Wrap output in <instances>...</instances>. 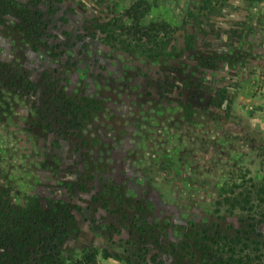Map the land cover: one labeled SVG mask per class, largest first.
<instances>
[{
	"label": "rangeland",
	"instance_id": "rangeland-1",
	"mask_svg": "<svg viewBox=\"0 0 264 264\" xmlns=\"http://www.w3.org/2000/svg\"><path fill=\"white\" fill-rule=\"evenodd\" d=\"M136 1L51 0L49 13L45 0L44 41L56 58L33 52L14 18L0 25V64L36 87L22 98L0 89V199L81 208L64 264L85 250L98 252L96 264H175L171 245L209 219L221 189L264 178V0H145L143 22L172 29L156 62L102 42L98 26ZM52 85L98 101L84 132L41 128L35 114ZM108 186L120 188L121 206L109 197L93 204ZM135 216L161 227L151 230L157 242L129 235Z\"/></svg>",
	"mask_w": 264,
	"mask_h": 264
},
{
	"label": "trees",
	"instance_id": "trees-1",
	"mask_svg": "<svg viewBox=\"0 0 264 264\" xmlns=\"http://www.w3.org/2000/svg\"><path fill=\"white\" fill-rule=\"evenodd\" d=\"M44 1L23 3L19 0H0V25H4L8 17L14 18L16 30L33 52L43 48L51 58H56L57 53L44 41L49 26V21L44 19L46 11L39 7L41 3L45 4ZM46 2L49 4L48 12L52 13L51 0ZM149 10L147 1L138 0L126 9L123 15L126 21L116 18L99 25V30L105 35L102 42L124 43L126 50L143 54L153 62L160 56L165 57L162 46L166 37L172 34V29L159 22L144 23ZM49 88L51 93L35 114L42 122L41 128L46 131L50 132L54 124L84 132L90 117L101 113L99 103L94 98L72 97L53 85ZM0 89L18 98L28 97L36 91L32 82L1 64ZM242 182L237 184L233 181L231 188L221 189L214 200L209 219L191 223L190 231L184 235L186 240L171 245L175 264H264V234L258 230L264 223V178ZM80 188L85 191L84 187ZM97 194L92 198L93 204L102 202L101 206L107 205L109 200L106 197L117 200L119 206L123 203V194L116 186H108L103 194ZM30 201L24 207H18L7 199H0V264H64L61 250L75 226V213L81 208L62 201L56 204L48 202L45 207L34 204V199ZM136 211L139 213L141 209L137 207ZM232 217L236 219V227L227 223V218ZM157 225L147 224L135 216L128 224L131 229L128 233L136 236L138 243L157 242L159 233L151 232L152 229L161 230ZM107 230L117 232L113 225H108ZM97 253L96 250H85L83 259L73 264H96ZM101 256L103 259L120 260L118 255L111 256L106 250L101 252ZM132 256L140 259L138 255ZM140 260L141 263L126 262L145 264L143 257Z\"/></svg>",
	"mask_w": 264,
	"mask_h": 264
}]
</instances>
